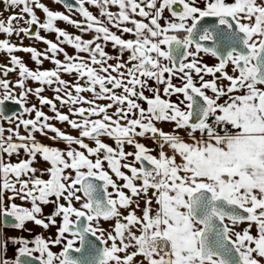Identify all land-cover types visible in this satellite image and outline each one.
Here are the masks:
<instances>
[{"label":"snow or ice","instance_id":"6c2138e0","mask_svg":"<svg viewBox=\"0 0 264 264\" xmlns=\"http://www.w3.org/2000/svg\"><path fill=\"white\" fill-rule=\"evenodd\" d=\"M53 2L67 14L3 0L0 264H264V0ZM17 52L54 67L32 70ZM29 222L55 232L4 234Z\"/></svg>","mask_w":264,"mask_h":264},{"label":"rangeland","instance_id":"374dc122","mask_svg":"<svg viewBox=\"0 0 264 264\" xmlns=\"http://www.w3.org/2000/svg\"><path fill=\"white\" fill-rule=\"evenodd\" d=\"M41 2L45 3V4H46L50 9H52V10H59V11H62V10H63L59 5L55 4L54 2H48V1H44V0H41ZM7 11H8V10H7ZM11 11L14 12V11H17V10H16V9H12ZM8 14L10 15L11 12L9 11ZM37 15L41 18V20L44 19V14H43L40 10H37ZM26 18H27V17H26ZM6 19H7V18H6ZM6 19H5V20H6ZM56 24H57L58 27L62 28L61 25L58 24V21L56 22ZM20 25H21V26H26V25L23 23V21L20 22ZM62 29H63V28H62ZM71 32H73V31H71ZM41 35H42V36H46L48 39L55 40V34H54V33H48V32H45V31L41 30ZM13 38H14V37H12V42H15L16 39H15V38L13 39ZM46 47H47V46H46L44 43H42V42H40V41H37V42H36V48H37L38 50H40V51H44V50L46 49ZM68 49L71 50V47L68 48ZM70 50L67 51V52H68L69 54H74V52H73L72 50H71V51H70ZM18 53H20L18 56L21 57L22 60L26 63V65H27L30 69H32V70H36V69L41 68V67H42V69H52V68L54 67V65H53L50 61H47V60L44 61V63H43L42 66H41V65H37V64H35V63L31 60V58L28 57V54H27V53H24V55H23L22 52H17V53H15V54L17 55ZM0 58L2 59V63H3V64H6V65L10 66V64H9V58L7 57L6 54L0 53ZM58 58H60L61 60H63V55H62V54L59 55ZM29 59H30V60H29ZM8 78H9L11 81H15V80H17V79H18V69H17V72L10 73ZM63 78L66 79V80H70V81L73 80V76L68 75V74H64V75H63ZM27 86L32 87V88H35V87H37L38 85H37L35 82L29 80V81H27ZM16 91H17V93H18V92H19V89H16ZM42 95L45 96V97H48V98H53V97H54V93H53V91H52L51 89H48L47 87L45 88V91L42 93ZM30 102L36 104L37 107H39V102H38V100H37L34 96L30 97ZM56 103H57V106L60 107L59 101H56ZM42 110H43L47 115H50V116L53 115V113L50 111V109H49L47 106H44ZM61 110L63 111L64 108H62ZM52 123H54L57 127H60L62 130L67 131V132H69V133H71V134H73V135H76V132H75V131H73V130H68L69 128L66 129L65 127L62 126V123L57 122V121H52ZM65 129H66V130H65ZM21 134H25V133L21 132ZM51 135H53V134H51ZM37 138H38V139H43V138H45V137H41V136L38 135ZM143 143L148 144V145L150 144L152 147H155V145H153V143H147V142H143ZM13 159L15 160V157H14ZM38 165H39V164H38ZM38 165H36V166L39 167ZM40 167L42 168V165H41ZM141 207H143V204H141ZM103 226H104L105 228H109L108 225H107V223H105V222H103Z\"/></svg>","mask_w":264,"mask_h":264},{"label":"flooded vegetation","instance_id":"af4514ba","mask_svg":"<svg viewBox=\"0 0 264 264\" xmlns=\"http://www.w3.org/2000/svg\"><path fill=\"white\" fill-rule=\"evenodd\" d=\"M44 1H48V2H53V0H44ZM75 1V0H74ZM55 4H57V5H59L63 10V12H65L66 14H67V10L63 7V5L62 4H59V3H55ZM6 5L3 3V0H0V19H6L8 16H9V14H8V12L9 11H7V10H5L6 9ZM90 7V10L91 11H93V13L94 14H98V10L96 9V8H94V7H91V6H89ZM112 10H116L115 8H113ZM72 17L74 18V19H77V20H81L82 18L77 14V13H75V12H73L72 13ZM58 24H60L61 25V27L63 28V29H65V30H67L69 33H71V34H80L79 33V31L74 27V26H71V25H69L67 22H63V21H58ZM27 26V25H26ZM25 26V27H26ZM36 30V26H33V31H35ZM113 30H115V29H113ZM71 31H73V32H71ZM119 34V33H118ZM91 34H85V38H88L89 36H90ZM0 38H2V37H0ZM15 39H16V41L14 42V43H17V44H19L20 43V40H18L16 37H14ZM13 38V39H14ZM125 38H127V37H125ZM36 40H34V39H29V38H24L23 39V41H22V43H23V45L24 46H29V45H31V46H34V47H36ZM64 47H65V49H66V51H69L70 49H68V48H70L71 46H68V45H63ZM71 50L73 51V52H75V50L71 47ZM70 50V51H71ZM109 52H111L112 51V49H111V46L109 45V47H108V49H107ZM23 53V55H24V52H22ZM20 53H18L17 55H19ZM28 57L30 58V54H28ZM30 60V59H29ZM0 63H2V59L0 58ZM85 95H90V94H85ZM64 112H67V109L66 108H64V110H63ZM33 116H34V113L32 114ZM62 126L63 127H65L66 129H68V130H72L66 123H62ZM4 127L5 128H7L8 127V124L7 123H4ZM65 129V130H66ZM20 131L21 132H23V133H25L24 132V129L21 127V129H20ZM73 131H75V130H73ZM8 133L6 132L5 133V135H7ZM49 135H51V133H49ZM41 142H43V143H45L46 145H51V146H57V147H59V148H61V149H64L65 147H66V145L63 143V142H59V141H57V142H54V141H52V140H50V139H47V138H43V139H39ZM105 142H107V143H109V144H112L113 146H114V142L111 140V139H107L106 138V141ZM141 142H147V143H152V141L150 140V139H147V138H145V139H142L141 140ZM147 146H149V147H152L150 144L148 145V144H146ZM126 150H133V149H131L130 147H127L126 146ZM155 154V153H154ZM42 165V168L43 167H47V165L45 164V163H43V162H41V163H39V167ZM41 168V167H40ZM45 178H47L46 176H45ZM17 203H21V201H16ZM50 207V206H49ZM5 230H9L10 232H12V229L11 228H8V229H5ZM8 237H15V236H12V235H7ZM10 251H11V253H10ZM8 253H10V255H11V257H14V246H12L11 244H10V246H9V250H8Z\"/></svg>","mask_w":264,"mask_h":264},{"label":"crops","instance_id":"0c3cea01","mask_svg":"<svg viewBox=\"0 0 264 264\" xmlns=\"http://www.w3.org/2000/svg\"><path fill=\"white\" fill-rule=\"evenodd\" d=\"M204 62L208 63L210 66H213L215 63H217L215 58H212V57H209V56L204 57ZM206 78L210 79V77H206ZM172 99L175 100L176 97H172ZM159 126L163 127L164 130H166V131H170L171 127H172V125H170V124H161ZM185 138H187V137H185ZM50 211H51V207H45V213H49ZM105 223H107L108 227H110V223L109 222H105ZM26 228L29 229L30 231H19V230H13L12 229V232H10L9 230H4V234L6 236L7 235H12V236H15V237L25 236V237L31 239V238H33V236L35 234L43 233L45 236H49V235L54 234V232H55V228H51L50 230H44V229H42V228H40L38 226H35L31 222L27 223ZM52 250L53 251H58L59 248L58 247H54ZM10 253H11V251H10ZM10 253H7V255H8L9 258H12Z\"/></svg>","mask_w":264,"mask_h":264},{"label":"water","instance_id":"95a60500","mask_svg":"<svg viewBox=\"0 0 264 264\" xmlns=\"http://www.w3.org/2000/svg\"><path fill=\"white\" fill-rule=\"evenodd\" d=\"M68 3H73L75 4L74 0H67ZM6 109H14V110H18V105H13L11 102H6ZM33 264H37V262H33Z\"/></svg>","mask_w":264,"mask_h":264}]
</instances>
